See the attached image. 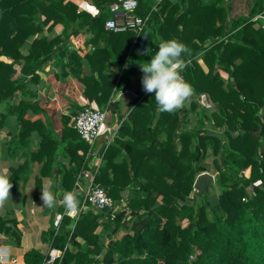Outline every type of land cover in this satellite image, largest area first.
I'll return each mask as SVG.
<instances>
[{
  "label": "trees",
  "instance_id": "1",
  "mask_svg": "<svg viewBox=\"0 0 264 264\" xmlns=\"http://www.w3.org/2000/svg\"><path fill=\"white\" fill-rule=\"evenodd\" d=\"M81 1L97 14L82 9L77 0H0V128L10 115L21 123L8 144L12 153L25 148L26 137L37 130L39 123L28 116L29 109L39 106L33 85L55 54L68 58L62 73L69 65L90 103L120 112L113 102L117 90L133 79L141 81V64L150 62L161 39L176 38L188 50L181 74L196 98L189 108L161 113L155 93L141 92L129 115L122 116L97 178L118 201L134 186L129 216L122 211L110 220L88 210L77 219L66 215L58 229L51 216L43 238L63 255L48 263L49 251L30 249L23 264H264V0H254L248 14L238 18L231 16L227 0H138V13L150 14L144 53L139 51L142 36L105 29L109 5L118 0ZM59 23L64 25L62 36L50 39L48 31ZM73 41L77 49L70 48ZM202 96L214 105L210 115L204 110L205 117L216 127H227L224 137L186 126ZM63 122L62 140L44 135L38 153L47 150L52 157L40 160L45 166L67 150L73 166L62 171L60 181L68 191L86 165L88 145L69 125L70 117ZM208 148L216 156L220 189L214 202L210 189L195 187L199 174L212 171L205 162ZM32 160L12 170V191L21 178L27 186ZM31 195L38 197L40 189L24 191V204ZM78 201L77 207L80 195ZM110 223L113 234L128 232L104 247L102 235ZM0 229L20 236L13 220L0 217Z\"/></svg>",
  "mask_w": 264,
  "mask_h": 264
},
{
  "label": "crops",
  "instance_id": "2",
  "mask_svg": "<svg viewBox=\"0 0 264 264\" xmlns=\"http://www.w3.org/2000/svg\"><path fill=\"white\" fill-rule=\"evenodd\" d=\"M227 1L232 8L231 16L233 18H237L243 14H248L249 9L254 2V0ZM77 2L82 9L87 10L92 14H97L95 7L90 6L81 0H77ZM156 8L157 6H153L154 10H156ZM258 16L260 18L262 17L261 14H259L255 18H259ZM74 25L77 26V24ZM148 25L149 22L146 27V34L142 35L139 43V51L141 53L148 50L150 42V39L147 36ZM63 30V24H56L48 31V36L50 39L62 36ZM90 36V33L86 34V38H89ZM69 46L71 49H77V44L74 41L70 43ZM25 48H29L28 43L25 44ZM66 63H68L67 57L61 59L55 54L52 59L48 61L47 65L40 71V80L38 83L33 85V89L38 93L36 102H38L39 106H37L38 110L29 109L28 116L30 117L31 122H36L40 125L36 124L37 130L33 131L26 137L27 144L25 148H20L15 153H12V151L8 148V144L12 142L21 128V123L15 115H10L4 122V125L0 128V173L9 174L11 179L12 170L19 168L28 158L31 159V157H33L30 168H28V172L29 174L31 173V176L27 186H24V180L21 178L16 189L13 191L10 190L12 201L10 200L3 209H0V217L3 219L13 220L15 227L20 232V236H18L15 233L6 232L4 229H0V264H23L24 255L30 249H39L40 251L47 253L51 246H48L47 242L44 241L43 231L50 226L51 216L52 218L55 216L58 208L65 207L62 200V193L65 192V189L62 186L60 179L62 177V171L64 169H70L73 166L71 156L66 153L67 150L65 152H60L56 155L54 164H47L43 166V162L40 160L50 159L52 157L49 156V152L47 150H45L43 154L38 153L39 148H41V140L44 135L51 133L54 137L62 140L64 117H70L69 125L73 126V117L84 106L88 104L98 106L94 102L90 103L85 97L84 84L69 73V65L65 67V72L62 73L64 69L63 64ZM222 73L223 77H228L226 72L222 71ZM120 75L117 82L121 77ZM122 86L123 87L119 88L113 96V102H117V106H119L121 110L120 112L117 111L114 106L111 107V109L109 108L105 129L102 132L99 141L95 143H98L97 146L94 145V150L98 153H101L103 150L108 148L107 144L114 133L115 137L118 135L119 127L124 118L129 115L133 106H135V103L139 101V94L141 92L147 94V92L143 89L142 78L141 81L133 79L129 85ZM195 98V94L192 92V95L184 106L189 108L191 101ZM15 99L16 101L20 100L21 95L18 94ZM206 100L207 102H210L207 97ZM199 101L201 104L203 103L202 100ZM213 109L214 106H199L195 110H191L187 117L186 126L190 129L199 126L208 133L213 132L221 138L222 136L224 137L227 127H216L212 125L208 118L205 117L204 110H206L208 115H210ZM122 116H124V118H122ZM162 137H164V135H162ZM107 139L108 142L106 143ZM211 152H213L212 149L208 148L209 156L205 159V162L209 165L213 172H216L214 163L216 156L214 154L210 155ZM79 154L81 155L82 151H80ZM249 174L250 167L245 170V175L249 176ZM36 175L38 178L37 186L34 184ZM11 182H13L12 179ZM44 184L52 185V191L56 194L58 201L55 208H49L43 205V201L41 199V187ZM211 187L213 188L212 183H210L209 189H211ZM38 188L41 191V195L35 198L31 195L28 201L24 204V191H37ZM133 188L134 186H130L125 189L123 191V195L126 197L130 196V192ZM70 248L75 250L73 245H70Z\"/></svg>",
  "mask_w": 264,
  "mask_h": 264
},
{
  "label": "built area",
  "instance_id": "3",
  "mask_svg": "<svg viewBox=\"0 0 264 264\" xmlns=\"http://www.w3.org/2000/svg\"><path fill=\"white\" fill-rule=\"evenodd\" d=\"M138 0H118L109 5L110 17L105 22V29L112 32L133 31L137 38L146 34V27L150 14L138 13ZM263 17V14H261ZM121 76V75H120ZM108 107H98L88 104L73 117V127L79 136L88 145L85 154V167L77 173L74 190L81 196V204L75 211H57L54 216V225L58 229L64 217L78 218L88 210L104 214L105 219L115 220L118 212H126L129 216L131 210L128 205V196L119 201L112 198L107 188L98 182V174L102 165L105 150L98 153L94 150L95 143L99 140L108 119ZM115 133L107 144L113 142ZM106 147V148H107ZM63 250L52 247L48 252L47 262L51 263L61 258Z\"/></svg>",
  "mask_w": 264,
  "mask_h": 264
},
{
  "label": "clouds",
  "instance_id": "4",
  "mask_svg": "<svg viewBox=\"0 0 264 264\" xmlns=\"http://www.w3.org/2000/svg\"><path fill=\"white\" fill-rule=\"evenodd\" d=\"M187 51L186 46L176 38L161 39L158 51L152 55L150 62L141 64L143 89L147 93H155L158 112H174L183 107L192 95L191 85L181 74L185 67L182 55ZM12 187L10 175L0 173V209L12 201L10 191ZM41 189L43 205L55 208L58 201L52 191V185L44 184ZM78 196L79 193L74 189L62 193L67 211L77 209Z\"/></svg>",
  "mask_w": 264,
  "mask_h": 264
},
{
  "label": "rangeland",
  "instance_id": "5",
  "mask_svg": "<svg viewBox=\"0 0 264 264\" xmlns=\"http://www.w3.org/2000/svg\"><path fill=\"white\" fill-rule=\"evenodd\" d=\"M243 15H246V14H243ZM241 15V16H243ZM240 17V16H239ZM259 17V16H258ZM238 18V17H237ZM260 19V17L258 18ZM257 25V24H256ZM258 26V25H257ZM222 72V71H221ZM227 74V73H226ZM223 75V73H222ZM205 97V98H204ZM202 96L200 97V100L203 101V103L201 104V106H214L211 102H207L206 100V96ZM263 112V111H262ZM100 139V138H99ZM109 139V138H108ZM108 139L106 141V143L108 142ZM99 141V140H98ZM98 144V143H97ZM97 144H95L97 146ZM213 153L211 152L210 155H212ZM209 156V155H208ZM212 173L213 177H212V180H211V183L213 184V188L211 187V189L209 190V194H210V199L212 200V202H214L215 200H217L218 198V195H219V192H220V189H219V185L216 183V178H215V173L216 172H210ZM208 214H211L210 211H208ZM210 216V215H209ZM77 219V218H75ZM113 228H114V225L110 223L109 225V228H107L106 230H104L103 232V235H102V243H103V246L106 247L108 246L109 242L114 239V238H120L122 237L124 234H126L128 231H126V229H123V230H120L117 234H113ZM101 264H104V263H101Z\"/></svg>",
  "mask_w": 264,
  "mask_h": 264
},
{
  "label": "water",
  "instance_id": "6",
  "mask_svg": "<svg viewBox=\"0 0 264 264\" xmlns=\"http://www.w3.org/2000/svg\"><path fill=\"white\" fill-rule=\"evenodd\" d=\"M212 177L213 175L210 172H203L199 174L195 182L196 189H199L201 192L204 190H208Z\"/></svg>",
  "mask_w": 264,
  "mask_h": 264
}]
</instances>
